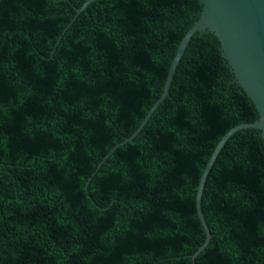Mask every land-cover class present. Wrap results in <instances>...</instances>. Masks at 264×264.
Wrapping results in <instances>:
<instances>
[{"label": "trees", "instance_id": "trees-1", "mask_svg": "<svg viewBox=\"0 0 264 264\" xmlns=\"http://www.w3.org/2000/svg\"><path fill=\"white\" fill-rule=\"evenodd\" d=\"M0 0V264H264V143L199 0Z\"/></svg>", "mask_w": 264, "mask_h": 264}, {"label": "water", "instance_id": "water-1", "mask_svg": "<svg viewBox=\"0 0 264 264\" xmlns=\"http://www.w3.org/2000/svg\"><path fill=\"white\" fill-rule=\"evenodd\" d=\"M97 0H87L77 12ZM202 10L198 19L183 36L169 68L160 98L148 111L136 131L124 142L132 141L141 131L152 113L168 95L169 87L187 45L198 33H212L220 44L222 58L233 74V81L246 94L258 111L255 122L232 127L215 146L203 171L196 193V208L205 231V240L192 255V260L203 251L211 238L201 210V197L207 175L218 154L229 138L238 131L254 129L260 132L264 143V0H199Z\"/></svg>", "mask_w": 264, "mask_h": 264}]
</instances>
